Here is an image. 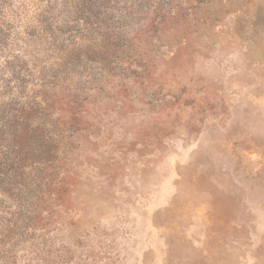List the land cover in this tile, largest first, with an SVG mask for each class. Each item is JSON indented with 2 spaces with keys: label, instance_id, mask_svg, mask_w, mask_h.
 <instances>
[{
  "label": "rangeland",
  "instance_id": "rangeland-1",
  "mask_svg": "<svg viewBox=\"0 0 264 264\" xmlns=\"http://www.w3.org/2000/svg\"><path fill=\"white\" fill-rule=\"evenodd\" d=\"M82 1L3 6L5 77L28 67L30 96L51 63L81 52L70 80L89 101L51 228L16 243L11 264H264V0H128L125 19L124 0ZM119 21L114 59L97 46ZM1 90L0 106L18 96Z\"/></svg>",
  "mask_w": 264,
  "mask_h": 264
},
{
  "label": "trees",
  "instance_id": "trees-1",
  "mask_svg": "<svg viewBox=\"0 0 264 264\" xmlns=\"http://www.w3.org/2000/svg\"><path fill=\"white\" fill-rule=\"evenodd\" d=\"M5 2L6 0H0V47L7 41L2 21ZM93 5L90 0H84L80 7ZM134 6V2L129 4L128 0H124V5L118 8L119 17L125 19L127 15L133 14ZM143 9L140 2L137 12H142ZM149 10L147 8L143 13L148 14ZM78 11L82 9L79 8ZM152 12L155 14L152 25L157 26L163 23L168 14L164 12L161 3ZM51 18L50 15H44L41 20L45 32H55L52 27L57 21L54 18L50 20ZM107 27L110 28V24ZM123 27L124 22L119 21L118 26L110 30L112 34L107 37L108 42L98 44L97 47L106 51L112 47L111 55L114 56L118 51L117 45L121 41ZM69 30L71 33H79L74 28ZM84 55L86 61L97 62L91 56ZM82 57L81 52L76 55L68 52L65 61L60 64L63 68L51 63L48 71L42 73L36 81L35 84L38 85L33 88L30 96L25 91L27 82L36 78L21 73L29 70L28 67L19 64L7 77L5 69H0L1 93L6 94L14 88L18 93L8 104L0 106V245H3L0 253L7 260L5 264H11L15 259L16 243L27 238L29 232L35 233L48 226L51 228L55 212L52 201L61 200V195L53 188L56 185L60 189L67 187V175L64 173L59 176L61 163L68 161L65 146L73 143L71 138L75 132L83 130L81 121L89 103L82 97L84 89L73 88L70 80L71 72L80 68ZM127 61H130V56ZM69 63L73 65L71 70L67 67ZM86 70L84 67L83 71ZM89 74L91 73L87 76ZM24 96H28L26 102L21 100ZM67 123L70 125L66 126Z\"/></svg>",
  "mask_w": 264,
  "mask_h": 264
}]
</instances>
